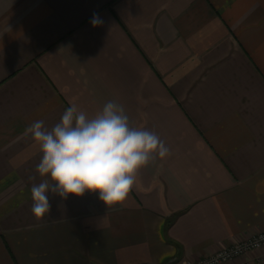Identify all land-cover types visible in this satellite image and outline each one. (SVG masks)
<instances>
[{"label":"crops","instance_id":"obj_1","mask_svg":"<svg viewBox=\"0 0 264 264\" xmlns=\"http://www.w3.org/2000/svg\"><path fill=\"white\" fill-rule=\"evenodd\" d=\"M110 100L169 155L122 204L49 194L37 219L27 127ZM260 230L264 0H0V264H180Z\"/></svg>","mask_w":264,"mask_h":264},{"label":"clouds","instance_id":"obj_2","mask_svg":"<svg viewBox=\"0 0 264 264\" xmlns=\"http://www.w3.org/2000/svg\"><path fill=\"white\" fill-rule=\"evenodd\" d=\"M90 23L98 27L104 20L93 13ZM26 131L42 153L35 169L39 182L30 188L37 219L50 212L49 194L67 200L90 192L107 206L122 204L139 170L170 151L154 132L133 127L124 106L111 100L92 117L70 104L51 129L37 120Z\"/></svg>","mask_w":264,"mask_h":264},{"label":"built area","instance_id":"obj_3","mask_svg":"<svg viewBox=\"0 0 264 264\" xmlns=\"http://www.w3.org/2000/svg\"><path fill=\"white\" fill-rule=\"evenodd\" d=\"M264 244V240H249L241 242L238 246L222 247L208 258L199 260H185L183 264H224L235 260L237 257L252 252L257 246Z\"/></svg>","mask_w":264,"mask_h":264},{"label":"rangeland","instance_id":"obj_4","mask_svg":"<svg viewBox=\"0 0 264 264\" xmlns=\"http://www.w3.org/2000/svg\"><path fill=\"white\" fill-rule=\"evenodd\" d=\"M249 240H264V230H260V231H257L255 234H253V235H251V236H249V237H246V238H244V239H242V240H240V241H238V242H236V243H234V244H232V245H228V246H224V248H226V247H232V246H238V245H240L241 244V242H244V241H249ZM264 249V244H262L261 246H257L256 247V249H254L252 252H248V253H246V254H244V255H241V256H239V257H237L235 260H233V261H230V262H228V263H224V264H231V263H233V262H235L236 260H238L239 258L241 259V258H243V257H245V256H247V255H249L250 253H255V254H257V252H261L262 250ZM217 252V251H216ZM215 252V253H216ZM214 253V254H215ZM213 255V254H212ZM211 255V256H212ZM208 257H210V256H208ZM208 257H206V258H208ZM205 259V258H204ZM183 261H185V260H182L181 262H180V264H183ZM246 263V262H245ZM253 264H264V258H262V259H258V261H256V262H254Z\"/></svg>","mask_w":264,"mask_h":264},{"label":"trees","instance_id":"obj_5","mask_svg":"<svg viewBox=\"0 0 264 264\" xmlns=\"http://www.w3.org/2000/svg\"><path fill=\"white\" fill-rule=\"evenodd\" d=\"M177 215H178V213L175 214V215H173V216H171V218L168 219V223H167V225L171 224L172 221L176 218Z\"/></svg>","mask_w":264,"mask_h":264}]
</instances>
